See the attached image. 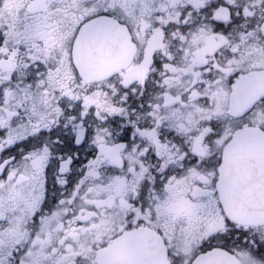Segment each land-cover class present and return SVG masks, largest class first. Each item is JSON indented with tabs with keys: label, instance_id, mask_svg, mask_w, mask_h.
I'll use <instances>...</instances> for the list:
<instances>
[{
	"label": "snow or ice",
	"instance_id": "obj_1",
	"mask_svg": "<svg viewBox=\"0 0 264 264\" xmlns=\"http://www.w3.org/2000/svg\"><path fill=\"white\" fill-rule=\"evenodd\" d=\"M0 264H264V0H0Z\"/></svg>",
	"mask_w": 264,
	"mask_h": 264
}]
</instances>
